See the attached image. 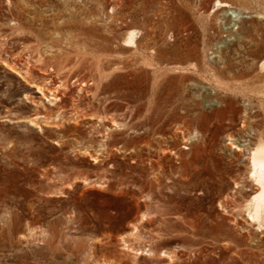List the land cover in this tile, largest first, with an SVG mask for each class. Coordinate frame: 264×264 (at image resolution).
I'll return each mask as SVG.
<instances>
[{"label":"rangeland","instance_id":"374dc122","mask_svg":"<svg viewBox=\"0 0 264 264\" xmlns=\"http://www.w3.org/2000/svg\"><path fill=\"white\" fill-rule=\"evenodd\" d=\"M261 144L264 0H0V264H264Z\"/></svg>","mask_w":264,"mask_h":264},{"label":"bare ground","instance_id":"6f19581e","mask_svg":"<svg viewBox=\"0 0 264 264\" xmlns=\"http://www.w3.org/2000/svg\"><path fill=\"white\" fill-rule=\"evenodd\" d=\"M218 3L222 2L218 1ZM134 34V32H130L126 40L133 41ZM250 166V176L257 184L258 190L250 199L248 207L252 210L251 216L260 220L264 217V144L252 149Z\"/></svg>","mask_w":264,"mask_h":264}]
</instances>
